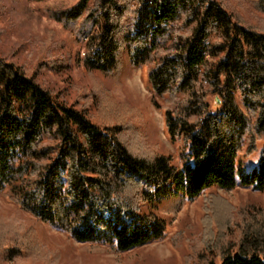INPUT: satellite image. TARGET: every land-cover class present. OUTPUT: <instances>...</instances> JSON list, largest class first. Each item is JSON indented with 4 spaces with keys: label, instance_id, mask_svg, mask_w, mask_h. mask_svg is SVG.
I'll return each instance as SVG.
<instances>
[{
    "label": "trees",
    "instance_id": "16d2710c",
    "mask_svg": "<svg viewBox=\"0 0 264 264\" xmlns=\"http://www.w3.org/2000/svg\"><path fill=\"white\" fill-rule=\"evenodd\" d=\"M256 6L264 14V0ZM65 19L85 41L87 70L112 75L124 54L134 67L150 66L153 102L164 103L182 166L131 155L122 121L104 110L94 122L0 56V194L77 242L125 252L165 236V220L141 212L144 204L264 188V146L258 167L237 164L246 139L247 153L264 139L263 31L217 0H80ZM244 230L236 247L220 248V264H264V229Z\"/></svg>",
    "mask_w": 264,
    "mask_h": 264
},
{
    "label": "rangeland",
    "instance_id": "374dc122",
    "mask_svg": "<svg viewBox=\"0 0 264 264\" xmlns=\"http://www.w3.org/2000/svg\"><path fill=\"white\" fill-rule=\"evenodd\" d=\"M79 1L0 0V56L21 66L69 104L86 108L94 122L99 123L104 110L113 124L122 121L120 140L131 155L166 156L181 168L183 145L170 140L162 99L156 98L159 108L154 105L150 66L134 67L124 54L120 67L109 76L84 67L85 41L78 39L76 25L65 19L66 11ZM217 1L243 24L264 32V14L256 0ZM207 100L212 105L213 97ZM248 142L237 164L251 171L258 167L264 139L256 142L251 153H247ZM141 212H154L165 220L164 238L118 252L106 244L75 241L2 193L0 264H220L222 246L236 247L250 224L264 229V188H211L193 200L174 197L154 206L144 204Z\"/></svg>",
    "mask_w": 264,
    "mask_h": 264
}]
</instances>
